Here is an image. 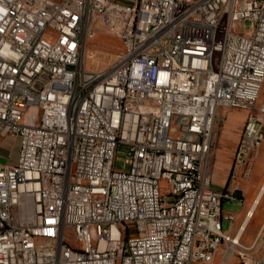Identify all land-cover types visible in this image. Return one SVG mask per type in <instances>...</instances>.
I'll return each instance as SVG.
<instances>
[{
    "label": "built area",
    "instance_id": "built-area-1",
    "mask_svg": "<svg viewBox=\"0 0 264 264\" xmlns=\"http://www.w3.org/2000/svg\"><path fill=\"white\" fill-rule=\"evenodd\" d=\"M99 35L120 47L91 67ZM262 88L264 0H0V264H264V223L223 229L236 190L208 161L237 109L249 167Z\"/></svg>",
    "mask_w": 264,
    "mask_h": 264
},
{
    "label": "rangeland",
    "instance_id": "rangeland-1",
    "mask_svg": "<svg viewBox=\"0 0 264 264\" xmlns=\"http://www.w3.org/2000/svg\"><path fill=\"white\" fill-rule=\"evenodd\" d=\"M251 28L252 25L250 20L246 19L243 23V29L248 32ZM119 47L120 46L116 40L105 35H99L97 38L89 40L86 43L84 50L88 48L86 50L89 51L90 56L92 55L88 60L89 65L91 67H97L101 65L102 57L105 56L106 52H114L118 50ZM261 94H264V88H262ZM232 111H237V109L219 110L212 135L208 161L209 168L212 170V159L215 150L218 148L221 156L218 164V178L223 180L224 177H227L226 184L230 183L234 185L235 190H240L241 192L240 198L233 201H225L222 205L223 211L235 213V218L232 222L228 220L223 221V229H232L236 231L247 208L255 197L260 184L264 181V141H262L259 146L249 167L245 170L233 172L230 169V164L232 161L233 149L236 144L235 133L237 132V129L241 127L242 119L237 116L234 121L228 124L226 119L228 113ZM262 133H264V124H262ZM12 141L13 139L11 137L4 138L1 149V160H6L10 153L11 157L15 158L18 149L17 145L12 146ZM216 152L218 151L216 150ZM115 165L117 167L123 166V156L121 154L116 155ZM261 194L262 195H260L261 197H259L260 199L253 210L252 216L249 217V220L240 235V239L243 242H250L256 236L262 223H264V192ZM237 262V258L234 254L228 264H239Z\"/></svg>",
    "mask_w": 264,
    "mask_h": 264
},
{
    "label": "crops",
    "instance_id": "crops-1",
    "mask_svg": "<svg viewBox=\"0 0 264 264\" xmlns=\"http://www.w3.org/2000/svg\"><path fill=\"white\" fill-rule=\"evenodd\" d=\"M241 117V119H242V124H241V127H242V125H243V121H244V116H245V111H243V110H237V111H232V112H229L228 113V116H227V122H228V124H230L232 121H234V119H235V117ZM241 127H239V129H237V132L235 133V143L237 142V139H238V135H239V131H240V129H241ZM230 138V137H229ZM216 150L218 151V152H216ZM215 150V152H214V156H213V159H212V173H213V184H214V187H216V188H220V187H222V186H224L225 184H226V180H227V177H224V179L223 180H221V179H219L218 177H219V175H218V167H219V158L221 157L220 156V152H219V149L217 148ZM233 151H234V149H233ZM232 185V184H231ZM262 185H264V181H262V183L260 184V186H259V188L262 186ZM232 186H234V185H232ZM235 187V186H234ZM259 190V189H258ZM257 194H258V191H257V193H256V195H255V197L253 198V200L251 201V203H250V205H249V207L247 208V210H246V212H247V214H246V212H245V214H244V216H243V218H242V220H241V222H240V224H239V228H241V226H242V224L246 221V223H245V225L247 224V222H248V220H247V218H249L251 215H250V211H251V207L253 206V204H254V202H255V200H256V196H257ZM262 195V194H261ZM261 197V196H260ZM260 199V198H259ZM254 209H255V207H254ZM253 209V210H254ZM235 214V213H234ZM245 228V227H244ZM244 230V229H243ZM242 230V231H243ZM235 230H233V232H234ZM242 233V232H241ZM241 233H240V235H241Z\"/></svg>",
    "mask_w": 264,
    "mask_h": 264
},
{
    "label": "bare ground",
    "instance_id": "bare-ground-1",
    "mask_svg": "<svg viewBox=\"0 0 264 264\" xmlns=\"http://www.w3.org/2000/svg\"><path fill=\"white\" fill-rule=\"evenodd\" d=\"M169 142H171V143H188V135L176 134V133H169ZM262 192H264V185H262L259 188V190H258V194L256 196V200H255L253 206L251 207V211H250L251 212L250 213L251 216L253 214V209L256 206V204L258 203L259 197H260V195H261ZM247 212H246V214H247ZM248 219L249 218H247V220ZM245 223H246V221L242 224L241 228H239V225H238V227L236 229V232H237L238 235H240V233L244 229Z\"/></svg>",
    "mask_w": 264,
    "mask_h": 264
},
{
    "label": "water",
    "instance_id": "water-1",
    "mask_svg": "<svg viewBox=\"0 0 264 264\" xmlns=\"http://www.w3.org/2000/svg\"><path fill=\"white\" fill-rule=\"evenodd\" d=\"M240 195H241L240 190H236V192H235V196H236V198H240Z\"/></svg>",
    "mask_w": 264,
    "mask_h": 264
}]
</instances>
